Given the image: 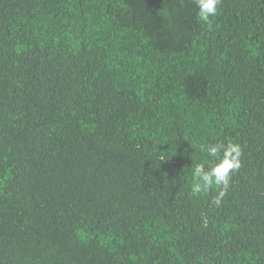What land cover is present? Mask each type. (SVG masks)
<instances>
[{"label":"trees","instance_id":"16d2710c","mask_svg":"<svg viewBox=\"0 0 264 264\" xmlns=\"http://www.w3.org/2000/svg\"><path fill=\"white\" fill-rule=\"evenodd\" d=\"M210 23L193 0H0V264H264V0ZM229 140L216 206L190 145Z\"/></svg>","mask_w":264,"mask_h":264},{"label":"clouds","instance_id":"9594fccd","mask_svg":"<svg viewBox=\"0 0 264 264\" xmlns=\"http://www.w3.org/2000/svg\"><path fill=\"white\" fill-rule=\"evenodd\" d=\"M193 2L197 9L199 20L206 26L211 27L210 21L219 14V5L222 0H193ZM190 146L192 149L193 147L197 148L201 153H206L210 158L205 162L196 163L194 167H190L193 181L191 184V195L207 194L215 186L218 191L214 204L219 206L227 194L232 177L242 167L241 145L229 140Z\"/></svg>","mask_w":264,"mask_h":264}]
</instances>
